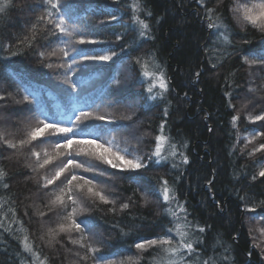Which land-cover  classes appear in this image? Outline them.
Instances as JSON below:
<instances>
[{
	"label": "snow or ice",
	"instance_id": "snow-or-ice-1",
	"mask_svg": "<svg viewBox=\"0 0 264 264\" xmlns=\"http://www.w3.org/2000/svg\"><path fill=\"white\" fill-rule=\"evenodd\" d=\"M116 2L118 0H113ZM197 3L204 8L200 19L209 30L210 42L206 40L203 48L208 63L215 69L224 58L239 60V67L246 70L248 87L245 95L252 94V99L245 101L241 109L246 110L257 98L264 100V95H255L264 93V0H230L226 10L245 35L248 27L261 33L259 43L248 39L233 40L240 33L228 23L223 8L225 0H216L213 7H207L206 0H197ZM11 6L12 0H0V15ZM126 7L130 10L128 28L123 33H112V40L104 35L106 23L102 21L98 26L87 24L86 14L106 12L109 22L119 23L123 17L113 15L117 11L114 8H98L89 0H39V3L28 5L29 11L39 8L40 13L28 34L16 45L0 44V51L7 53L0 56V60L7 61L22 55L21 45L31 49L42 40L35 53L39 64L51 70L66 87L63 99L52 104L22 80L17 81L19 86L15 92L0 93V102L11 100L13 104L22 106L12 111L27 113L25 120L16 122L15 131L0 127V148L11 150L7 157L9 160L22 157L24 167L33 174L30 178L38 190L44 192L45 211H41L38 205L31 207L42 220L54 213L55 221L41 225L39 240L43 247L54 251L59 245L64 249L65 257L71 253L74 259L69 264H142L144 254L149 250L155 252L149 264H229L227 253L230 249L227 247L223 249L224 255L215 249L205 254L204 234L211 226L189 219L186 202L179 199L175 182H170L164 175L153 177L155 183L145 178L144 174L157 166L170 165L171 169L182 171V166L189 164L190 160L184 151L187 142L171 135L166 120L160 122L155 135L150 131H139L136 109L148 101L165 100L172 90L171 78L154 51H141L142 45L154 38L153 13L147 8L146 0H128ZM129 31L134 35L125 43ZM125 71L129 74L124 75ZM194 75L198 79L202 69ZM77 76L80 78L76 79ZM96 77H102L103 81L98 89L92 87L98 82ZM229 86L233 91H243L240 86ZM233 91L225 95L229 97L228 106L235 110ZM6 108L7 103H0V109ZM167 115L168 108L165 107L164 116ZM245 119L251 124L261 122L259 127L264 128V111L259 114L246 112ZM239 120L240 112L237 111L231 117V124L237 140L242 138L245 142L241 153L252 145L247 151L248 157L257 165L252 180L264 178V142H260L264 141V131H245L242 134L237 126ZM147 142L151 147L145 150ZM8 175L0 165V183L4 189L10 187L3 182ZM117 177L127 179L129 185H136L132 195L126 199L117 193L114 183L108 182L115 181ZM205 179L211 192L214 180ZM244 199L241 197L242 201ZM153 202L163 205L160 215L169 219V226L162 229V234L152 238L137 236L135 242L125 248L126 252L134 248L136 253L133 255L120 258L119 253L106 251L114 245L98 231L100 225L92 215L94 210L108 206L107 212L117 215L130 212L138 203L145 207ZM6 203L0 198V229L18 239L22 251L28 254L29 259L23 264H50L51 258L42 253L41 244L32 239L29 229L18 218L16 208L3 210ZM216 203L219 207L220 202ZM259 206L264 208V201ZM257 207L244 203L243 212L255 213ZM112 227L119 229L121 237H130L133 231L131 226L120 227L118 223ZM258 231L261 240L253 235L251 229L249 235L253 240L252 248L259 249L264 260V247L261 246L264 228ZM65 240L77 250L67 248ZM216 243L223 247L219 240Z\"/></svg>",
	"mask_w": 264,
	"mask_h": 264
},
{
	"label": "trees",
	"instance_id": "trees-1",
	"mask_svg": "<svg viewBox=\"0 0 264 264\" xmlns=\"http://www.w3.org/2000/svg\"><path fill=\"white\" fill-rule=\"evenodd\" d=\"M89 2L98 8H114L117 11L112 14L122 16L123 19L119 23L109 22L106 12H88L87 24L98 26L100 22H105L104 35L112 40H114L112 33H123L127 30L130 19V10L126 7L128 0H118L116 3H113V0H89ZM229 2L230 0H225L223 5L225 16L233 30L240 33L234 36L233 40L239 42L248 39L253 43H259L261 33L248 27L245 35L231 20V16L226 11ZM33 3H39V0H12V6L5 14L0 15V44L16 45L18 40L28 34V29L41 11L39 8L29 11L28 5ZM215 4L216 0H206L207 7H213ZM21 5L23 7H20ZM146 5L153 13L151 23L154 38L144 43L141 51L152 50L156 53L159 62L166 68L171 78L172 90L165 100L148 101L142 107H138L135 119L140 123V132L150 131L153 135L160 122L166 120L171 135L177 140L187 142L184 151L189 156L190 163L182 166V171L173 170L170 165L157 166L149 169L144 174L145 178L152 179L164 175L170 182H175L179 199L186 202L190 213L189 219L211 226L204 234L203 247L207 249L206 255L213 249L218 254L224 255L223 249L227 247L230 249L227 253L230 257L229 264H264L260 250L252 248L253 240L249 235L251 229L258 240L262 239L258 229L264 228V208L259 206L260 202L264 201V178L252 180V176L257 171V165L247 155L252 145H249L242 154L241 149L245 147V142L242 138L237 140L236 131L231 124V117L239 111L240 120L237 126L242 134L245 131H264V128L259 127L261 122L251 124L245 119L246 112L259 114L264 111V100L257 98L246 110L241 109L245 101L252 99V94L245 95L248 87L246 70L239 67V60L224 58L220 61V66L215 69L208 63L203 48L206 46V40L210 42L209 30L201 22L200 16L203 15L204 8L197 3V0H146ZM133 35L134 33L129 31L125 43ZM42 43V40L39 41L31 49L21 45L22 55L11 57L7 61L0 60V93L15 92L19 86L17 81L22 80L34 90L41 92L49 104L63 99V90L66 86L55 78L51 70L39 64L35 54ZM120 47L123 45L121 44ZM114 50L118 52L119 48ZM6 55V52L0 51V56ZM198 69H202V75L197 79L194 74ZM128 74L127 71L124 72V75ZM120 78L123 79L124 76ZM95 80L98 82L92 87L98 89L103 82L102 77H96ZM229 85L240 86L243 91H233ZM229 91H233L232 104L235 105V110L228 106L229 97L225 93ZM255 95L259 97L264 93ZM16 98L18 99L19 96ZM0 103L8 104V108L0 109V127L15 131L16 122L25 120L27 113L12 111L22 106L13 104L11 100ZM165 107L168 108L167 117L164 116ZM234 144L235 148H233ZM149 147L151 143L147 142L144 148L147 150ZM10 154L11 150L0 148V165L9 174L3 182L10 185L8 189H4L0 183V198L7 201L3 210L15 207L18 218L29 229L32 239L42 246L39 240L41 225L54 223L55 214H49L43 220L34 214V207L31 205H38L41 211H45L44 192L38 190L37 185L30 178L33 174L24 167V159L21 157L19 160L16 158L9 160L7 157ZM213 169L216 170L215 173ZM177 177L180 179L177 180ZM205 178L214 180L211 192ZM108 182L114 183L117 193L125 199L132 195L136 187L135 184L129 185L127 179L119 177L115 181ZM152 183H155L154 179ZM241 197L245 199L242 201ZM151 199L155 201V197ZM137 200H139L138 194ZM216 201L220 202L219 207ZM244 203L258 205L256 212H243ZM26 206H28L27 216ZM107 207L100 206L92 215L100 225L98 231L114 245L106 251L119 253L120 258L136 253L134 248L131 252H126L125 248L132 245L137 236L152 238L162 234V229L169 226V219L160 215L162 204L153 202L141 207L138 203L130 212L117 215L108 213ZM10 218L11 214H9ZM117 223L120 227L131 226L133 228L131 236L121 237L119 229L112 227ZM217 240L223 247L217 245ZM64 242L67 248L77 250L66 240ZM261 246L264 247V243ZM41 250L51 258L50 264H69L74 259L71 253L65 257V251L59 245L56 246L59 255L53 249L43 246ZM250 250L251 255H249ZM154 255L153 250L146 252L142 264H149ZM27 259H29L28 254L22 251L18 239L0 229V264H23Z\"/></svg>",
	"mask_w": 264,
	"mask_h": 264
}]
</instances>
